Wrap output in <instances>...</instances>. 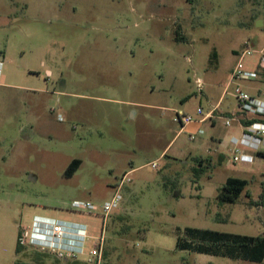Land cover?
Here are the masks:
<instances>
[{
    "label": "rangeland",
    "instance_id": "obj_1",
    "mask_svg": "<svg viewBox=\"0 0 264 264\" xmlns=\"http://www.w3.org/2000/svg\"><path fill=\"white\" fill-rule=\"evenodd\" d=\"M246 43L264 48V0H0V264L35 215L86 225L69 258L83 264H264L175 248L185 228L264 237V157L242 149L251 161L233 162L237 118L225 126ZM236 84L262 99L264 79ZM178 112L194 121L181 127ZM228 178L247 186L220 207Z\"/></svg>",
    "mask_w": 264,
    "mask_h": 264
},
{
    "label": "built area",
    "instance_id": "obj_2",
    "mask_svg": "<svg viewBox=\"0 0 264 264\" xmlns=\"http://www.w3.org/2000/svg\"><path fill=\"white\" fill-rule=\"evenodd\" d=\"M252 55L257 56L258 60L256 66L253 69H245L243 66L244 59ZM262 72H264V48L261 50H254L252 46L250 47L247 43L244 44V49L240 52V54H238V61L230 72V83L225 88V93H227L228 89L233 85L232 94L236 100V103L238 104L241 113L245 117L264 119V90L262 92H258V95H261L262 99L261 97H253L242 91L236 84V82L261 79L259 74ZM196 83L200 91L202 89L201 82L197 81ZM215 111V109H212L205 116H202V111L198 109L196 111V115L202 116L199 121H204L206 119H211ZM231 120L232 119L227 118L225 121V126H229ZM173 121L179 123L181 127H183L184 125L189 124L194 120L190 116H185L178 112L175 113ZM198 134H201V131H198ZM189 138L192 140L194 137L193 135H190ZM231 145L234 148L233 150L235 154L233 157V162L251 161L252 157L243 153L242 149L252 150L255 152V154L259 152L264 153L261 150V147L264 145V122L256 121L254 123H251L250 125L242 127L239 138L232 139ZM150 167L156 168V164L151 163ZM125 180L128 182V179H121V181L115 186V192L112 195L111 199L102 205L101 211L103 214H101V216L104 222L106 216H108L112 210L116 209L119 206L122 200L121 190L124 186ZM71 208L75 211L86 212L88 214H92L96 210L93 205L82 202L72 203ZM39 224L40 226L49 227V239H53V242L51 244L44 245L37 238L29 237L28 234L26 235V233H24L23 236L20 237V243L22 245H24L25 243H29L32 246L40 247L41 249H47L57 254L58 257L65 256L67 258L78 259V256L82 255L84 243L87 239L86 225L74 224L66 228L57 222H50L49 224ZM35 225H37L36 222H34L33 226ZM75 228H79L81 235H76L74 233L76 230ZM67 231H69V236L67 234ZM64 232L69 237L68 242H72L73 244H77L79 246L69 245L68 247H66V244L62 246V240H66ZM103 245L104 241L102 237H100L97 240L96 245L89 251V255L91 257H101Z\"/></svg>",
    "mask_w": 264,
    "mask_h": 264
},
{
    "label": "trees",
    "instance_id": "obj_3",
    "mask_svg": "<svg viewBox=\"0 0 264 264\" xmlns=\"http://www.w3.org/2000/svg\"><path fill=\"white\" fill-rule=\"evenodd\" d=\"M264 79V72L259 74ZM264 122V119L246 118L242 121L243 127L254 122ZM259 157H264V153H257ZM201 164V161H198ZM80 165L78 160H73L68 166L66 175L70 176ZM200 166V165H199ZM199 169H195L197 174ZM247 186V181L238 178H228L219 189L216 202L218 206L234 204L239 195ZM184 237L177 236L175 248L178 251H190L198 254L216 255L227 257L232 260H243L260 263L264 259V237H247L219 233L210 230H199L185 228ZM23 248L20 243V235L17 237L15 253ZM74 264H81L74 260Z\"/></svg>",
    "mask_w": 264,
    "mask_h": 264
},
{
    "label": "crops",
    "instance_id": "obj_4",
    "mask_svg": "<svg viewBox=\"0 0 264 264\" xmlns=\"http://www.w3.org/2000/svg\"><path fill=\"white\" fill-rule=\"evenodd\" d=\"M255 22L258 23V27L263 26V23L260 22L259 20L255 21ZM237 107H238V104H237ZM238 109H239V107H238ZM226 114L228 115L227 117H229V119L233 120V118H237L238 128H239L240 133H241L242 127H243L242 121L248 117H245L241 113L240 109L235 114L233 112H226ZM215 119H216V111L213 113L212 118L207 119V120H209L211 125H213L215 123L214 122ZM200 122H205V120L200 121ZM240 133H239V135H240ZM232 139H237V138L230 137V139H229L230 145H231ZM34 222H36L37 225L33 226ZM50 222L60 223L61 225H63L66 228L70 227L71 225H74V224H80V223H73V222H70L68 220L58 218L56 216L53 217V216L35 215L33 217V221L31 223L30 230L28 233L29 237L37 238L44 245L51 244L53 242V239H51V238L49 239V232H48L49 227L40 226V224H39V223L49 224ZM35 227H37V228H35ZM65 241L68 242V238L66 240H62V242H61L62 246L64 245ZM14 254H15L14 255L15 259L12 261V264H74V261L72 259H69L65 256H61L59 258L56 255L58 257L57 258L55 256V253L53 254V252L51 253V251H49L47 249H41L40 247L32 246L29 243H25L23 245V248L18 253H15V248H14ZM78 262H80V261H78ZM80 263L83 264L82 261Z\"/></svg>",
    "mask_w": 264,
    "mask_h": 264
},
{
    "label": "bare ground",
    "instance_id": "obj_5",
    "mask_svg": "<svg viewBox=\"0 0 264 264\" xmlns=\"http://www.w3.org/2000/svg\"><path fill=\"white\" fill-rule=\"evenodd\" d=\"M75 229H76V230H75L74 233H75L76 235H81L79 228H75ZM67 232H68L67 234H68V236H69V231H67ZM64 236H65L66 239H67V238L69 239V237L66 235L65 232H64ZM65 244L67 245V247H68L69 245L79 246V245H77V244H73L72 242H66V241H65L64 245H65Z\"/></svg>",
    "mask_w": 264,
    "mask_h": 264
},
{
    "label": "flooded vegetation",
    "instance_id": "obj_6",
    "mask_svg": "<svg viewBox=\"0 0 264 264\" xmlns=\"http://www.w3.org/2000/svg\"><path fill=\"white\" fill-rule=\"evenodd\" d=\"M52 253V252H51ZM54 254V253H53ZM57 254H55V256H56ZM57 257V256H56ZM58 258V257H57ZM77 260V259H76ZM74 261V260H73Z\"/></svg>",
    "mask_w": 264,
    "mask_h": 264
}]
</instances>
